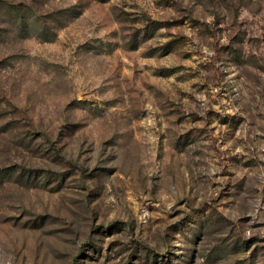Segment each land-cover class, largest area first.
Wrapping results in <instances>:
<instances>
[{
    "label": "rangeland",
    "instance_id": "rangeland-1",
    "mask_svg": "<svg viewBox=\"0 0 264 264\" xmlns=\"http://www.w3.org/2000/svg\"><path fill=\"white\" fill-rule=\"evenodd\" d=\"M0 264H264V0H0Z\"/></svg>",
    "mask_w": 264,
    "mask_h": 264
}]
</instances>
